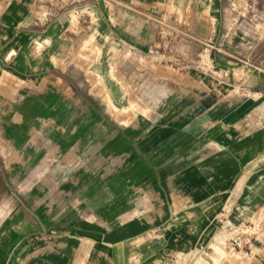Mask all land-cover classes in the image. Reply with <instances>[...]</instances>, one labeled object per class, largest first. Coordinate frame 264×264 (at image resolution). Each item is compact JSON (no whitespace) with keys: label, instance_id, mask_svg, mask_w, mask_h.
I'll list each match as a JSON object with an SVG mask.
<instances>
[{"label":"crops","instance_id":"obj_1","mask_svg":"<svg viewBox=\"0 0 264 264\" xmlns=\"http://www.w3.org/2000/svg\"><path fill=\"white\" fill-rule=\"evenodd\" d=\"M219 3L0 0V264H187L222 212L264 264V55L214 64Z\"/></svg>","mask_w":264,"mask_h":264},{"label":"rangeland","instance_id":"obj_2","mask_svg":"<svg viewBox=\"0 0 264 264\" xmlns=\"http://www.w3.org/2000/svg\"><path fill=\"white\" fill-rule=\"evenodd\" d=\"M219 1L214 14L213 10L209 12V17L215 19L216 39L211 50L214 64L221 67L224 56L239 62L264 55V0ZM164 32L170 30L166 28ZM209 54L207 50L201 51L200 58L207 59ZM225 256L226 251L216 247L207 255L197 254L187 264H219Z\"/></svg>","mask_w":264,"mask_h":264},{"label":"built area","instance_id":"obj_3","mask_svg":"<svg viewBox=\"0 0 264 264\" xmlns=\"http://www.w3.org/2000/svg\"><path fill=\"white\" fill-rule=\"evenodd\" d=\"M218 221L219 227L225 234L224 239L220 243V247L228 255L238 258L247 257L255 236L254 220L250 219L247 222L233 223L222 212Z\"/></svg>","mask_w":264,"mask_h":264},{"label":"bare ground","instance_id":"obj_4","mask_svg":"<svg viewBox=\"0 0 264 264\" xmlns=\"http://www.w3.org/2000/svg\"><path fill=\"white\" fill-rule=\"evenodd\" d=\"M77 222H79V221H77ZM82 222V221H81Z\"/></svg>","mask_w":264,"mask_h":264}]
</instances>
